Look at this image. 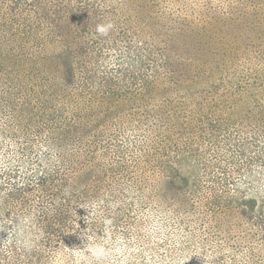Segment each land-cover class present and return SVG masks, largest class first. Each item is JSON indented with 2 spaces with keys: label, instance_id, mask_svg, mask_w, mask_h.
<instances>
[{
  "label": "trees",
  "instance_id": "obj_1",
  "mask_svg": "<svg viewBox=\"0 0 264 264\" xmlns=\"http://www.w3.org/2000/svg\"><path fill=\"white\" fill-rule=\"evenodd\" d=\"M178 1L0 0V264L97 259L145 214L264 264V0Z\"/></svg>",
  "mask_w": 264,
  "mask_h": 264
},
{
  "label": "rangeland",
  "instance_id": "obj_2",
  "mask_svg": "<svg viewBox=\"0 0 264 264\" xmlns=\"http://www.w3.org/2000/svg\"><path fill=\"white\" fill-rule=\"evenodd\" d=\"M204 1L206 0H186L185 4L187 7H193V10H196L199 7V4H204ZM214 2L215 1L212 0L209 1L210 5H214ZM159 4L166 16L172 14H187L189 16L187 17L186 15L188 19L192 18V10L185 8L184 4L178 0H159ZM43 28L45 32H49V29L46 27V25H44ZM120 57L121 56H119L118 52L113 50L110 51L106 67H113L115 64H117V60ZM5 80L6 77L0 78L1 91H5L4 86L1 84V82ZM2 118H7L5 122V125H7L10 120V114L7 112L6 117L3 116ZM9 130L11 131V129ZM29 131L30 130L28 128H21L20 132L18 131L17 135H20L18 136L17 140L19 142H25L29 137ZM113 137L114 136H111L110 139ZM125 141L126 140L124 136L120 137L119 142H122L121 144L123 146H126L127 144ZM8 148L13 149V146L10 147L9 145ZM36 149H38V151L40 150V152L44 151L40 144L36 146ZM0 164H4V160H0ZM13 165L15 164L12 163L11 166ZM255 174V172L250 173L249 169L243 173L237 174L235 177L238 180V189H245L247 186V181H252L253 178H251V176ZM243 177H245L246 180H244ZM205 183L208 184L206 181ZM206 189L207 188H202V190ZM143 221L144 223L140 225H132V227L136 226V228L130 229L127 233H125L124 236L121 235V238L117 234H111L110 237L112 241L98 244L97 247L100 250H98L97 259L86 257L78 259L76 261L77 264H193L192 261H194V264H199L195 259L196 254L203 251L206 254H209L207 247H205V249H198L195 242H191L190 240H184L180 242L178 240V236L183 235V232L176 233L172 231L166 232L161 229L157 230L156 225L153 223L150 215L145 214V219ZM173 240L178 242L172 243ZM165 241H167L168 244L163 246Z\"/></svg>",
  "mask_w": 264,
  "mask_h": 264
},
{
  "label": "clouds",
  "instance_id": "obj_3",
  "mask_svg": "<svg viewBox=\"0 0 264 264\" xmlns=\"http://www.w3.org/2000/svg\"><path fill=\"white\" fill-rule=\"evenodd\" d=\"M107 27H110V25H108ZM98 30L103 33L106 31V27L105 26H99Z\"/></svg>",
  "mask_w": 264,
  "mask_h": 264
}]
</instances>
